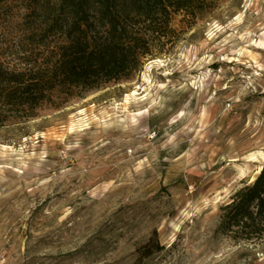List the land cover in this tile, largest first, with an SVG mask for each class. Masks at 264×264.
I'll return each mask as SVG.
<instances>
[{"label":"rangeland","instance_id":"1","mask_svg":"<svg viewBox=\"0 0 264 264\" xmlns=\"http://www.w3.org/2000/svg\"><path fill=\"white\" fill-rule=\"evenodd\" d=\"M32 4L0 0L8 72L43 54ZM178 20L130 80L7 113L0 264H264V240L216 232L264 165V0H218L185 32ZM153 232L162 249L142 259Z\"/></svg>","mask_w":264,"mask_h":264},{"label":"trees","instance_id":"2","mask_svg":"<svg viewBox=\"0 0 264 264\" xmlns=\"http://www.w3.org/2000/svg\"><path fill=\"white\" fill-rule=\"evenodd\" d=\"M32 1L28 9L39 28L31 43L44 51L24 63L28 69L8 72L0 66V126L7 113L34 119L54 93L80 96L130 80L144 62L162 56V41L177 32L176 20L181 32L191 30L218 0ZM217 218L216 232L236 244L264 240V165L252 183L219 208ZM161 249L153 232L141 258Z\"/></svg>","mask_w":264,"mask_h":264},{"label":"bare ground","instance_id":"3","mask_svg":"<svg viewBox=\"0 0 264 264\" xmlns=\"http://www.w3.org/2000/svg\"><path fill=\"white\" fill-rule=\"evenodd\" d=\"M252 160H254V157L251 156L249 161H252Z\"/></svg>","mask_w":264,"mask_h":264},{"label":"water","instance_id":"4","mask_svg":"<svg viewBox=\"0 0 264 264\" xmlns=\"http://www.w3.org/2000/svg\"><path fill=\"white\" fill-rule=\"evenodd\" d=\"M261 169H262V167L260 168V171H261ZM260 171H259V172H260ZM258 174H259V173H258Z\"/></svg>","mask_w":264,"mask_h":264}]
</instances>
